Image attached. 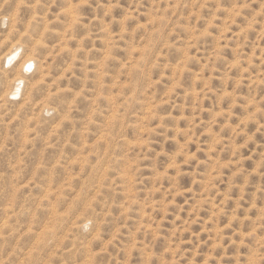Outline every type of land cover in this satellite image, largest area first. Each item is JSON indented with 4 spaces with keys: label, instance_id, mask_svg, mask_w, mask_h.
Wrapping results in <instances>:
<instances>
[{
    "label": "clouds",
    "instance_id": "9594fccd",
    "mask_svg": "<svg viewBox=\"0 0 264 264\" xmlns=\"http://www.w3.org/2000/svg\"><path fill=\"white\" fill-rule=\"evenodd\" d=\"M0 264H264V0H0Z\"/></svg>",
    "mask_w": 264,
    "mask_h": 264
}]
</instances>
